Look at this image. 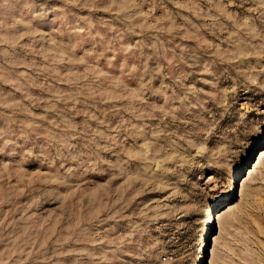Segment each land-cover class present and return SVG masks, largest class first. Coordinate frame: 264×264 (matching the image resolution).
Instances as JSON below:
<instances>
[{
  "label": "rangeland",
  "instance_id": "374dc122",
  "mask_svg": "<svg viewBox=\"0 0 264 264\" xmlns=\"http://www.w3.org/2000/svg\"><path fill=\"white\" fill-rule=\"evenodd\" d=\"M0 264H264V0H0Z\"/></svg>",
  "mask_w": 264,
  "mask_h": 264
},
{
  "label": "bare ground",
  "instance_id": "6f19581e",
  "mask_svg": "<svg viewBox=\"0 0 264 264\" xmlns=\"http://www.w3.org/2000/svg\"><path fill=\"white\" fill-rule=\"evenodd\" d=\"M236 176H237V175H235V178H236ZM231 196H233V193H232V195H230L229 197H227V200L230 199ZM216 205H217V206H220V205H222V202H221V201H218V202L216 203ZM219 217H220V216H219ZM213 224L216 225V216H215L214 214L211 213V215H210V217H209V222H208V224H207V225H208V226H207V228H208L207 230H210V228H211V226H212ZM206 233H207V232H206ZM200 245H201V247H200V249H199V252H200V251L202 252V251L204 250V248H205L206 243H205V242H202Z\"/></svg>",
  "mask_w": 264,
  "mask_h": 264
}]
</instances>
